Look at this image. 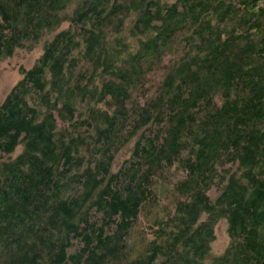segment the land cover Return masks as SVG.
Masks as SVG:
<instances>
[{"label":"trees","instance_id":"trees-1","mask_svg":"<svg viewBox=\"0 0 264 264\" xmlns=\"http://www.w3.org/2000/svg\"><path fill=\"white\" fill-rule=\"evenodd\" d=\"M37 44L0 101V264L262 260L264 0H0V59Z\"/></svg>","mask_w":264,"mask_h":264},{"label":"rangeland","instance_id":"rangeland-1","mask_svg":"<svg viewBox=\"0 0 264 264\" xmlns=\"http://www.w3.org/2000/svg\"><path fill=\"white\" fill-rule=\"evenodd\" d=\"M41 53V44H37L31 49H26L23 47L16 48L10 56H6L0 59V101L3 99L4 95L8 92L11 86L18 80L21 76L19 69L21 66H30L34 60ZM125 155V152L120 153L117 156L118 160ZM161 193L169 196L171 189L169 185H160ZM211 192V191H209ZM212 194V192H211ZM172 197V196H171ZM173 210V207H167V213ZM159 214L165 213L164 207L160 209ZM229 242V235L226 231V220L221 218L215 226V239L212 242V252L219 253L224 250ZM74 247L71 248L74 249ZM206 260L204 264H208Z\"/></svg>","mask_w":264,"mask_h":264},{"label":"water","instance_id":"water-1","mask_svg":"<svg viewBox=\"0 0 264 264\" xmlns=\"http://www.w3.org/2000/svg\"><path fill=\"white\" fill-rule=\"evenodd\" d=\"M258 264H264V257L262 258V260Z\"/></svg>","mask_w":264,"mask_h":264}]
</instances>
